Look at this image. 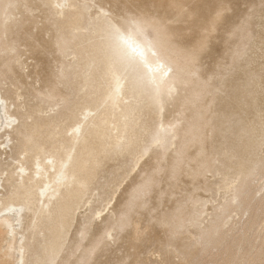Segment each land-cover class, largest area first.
<instances>
[{
    "label": "rangeland",
    "instance_id": "1",
    "mask_svg": "<svg viewBox=\"0 0 264 264\" xmlns=\"http://www.w3.org/2000/svg\"><path fill=\"white\" fill-rule=\"evenodd\" d=\"M79 1L91 6L90 15L142 13L167 28L181 57H161L171 72L173 61L185 71L173 93L165 94L161 121L179 136L170 148L149 147L154 137H147L134 160L124 164L119 157L101 170L54 264H126L130 259L159 264L161 252L169 264H264V144L256 171L241 188L242 178L231 173L228 181L239 188L220 187L234 137L243 121L264 108V96L250 113L248 106L238 105L240 86L264 89V0ZM13 2L17 19L7 39L0 34V89L19 85L25 109L57 114L76 101L72 88L60 85L62 71L75 61L74 46L62 50L60 37L68 31L43 0ZM144 35L150 41L161 37L152 27ZM194 49L199 50L195 59ZM151 127L154 134L156 125ZM190 129L198 134L184 141ZM239 191L241 197L234 199ZM122 213H127L124 223ZM86 217H92L90 224Z\"/></svg>",
    "mask_w": 264,
    "mask_h": 264
},
{
    "label": "bare ground",
    "instance_id": "2",
    "mask_svg": "<svg viewBox=\"0 0 264 264\" xmlns=\"http://www.w3.org/2000/svg\"><path fill=\"white\" fill-rule=\"evenodd\" d=\"M43 1L60 28L68 31L67 37H60L62 50L66 53L70 45L74 46L70 55L75 61L62 71L60 85L72 88L76 101L57 114L43 115L42 108H24L20 99L24 94L19 85L13 89L6 87L4 92L0 89V196L5 190L17 189L11 202L14 210L0 216V264H54L74 226L76 213L101 170L119 157L125 159L124 164L134 160L144 150L141 144L147 137H154L149 147L170 148L179 136L178 131L161 121L165 94L169 88L173 93L178 84L176 79L185 71V67L173 61L171 72L161 57L162 54L181 57V49L171 41L172 35L163 24L152 23L142 13L135 17L144 30L156 28L161 35L152 41L154 50L160 52L159 59L148 54L152 74L158 83L165 82L161 105L154 98L156 86L139 82L131 69L121 80L118 92L110 94L106 87H100L109 68L106 12L90 15L91 6L79 0ZM65 2L73 7H56ZM9 28L10 24L7 31ZM0 34L4 36L2 30ZM144 38V34L135 37L137 42ZM21 74L29 78L25 72ZM260 88L250 90L246 85L240 86L239 107L248 106L250 113L264 96V89L259 91ZM251 117L243 121L241 134L234 137L236 146L226 156L220 187L227 192L239 188L235 182L228 181L231 187L225 183L230 173L242 178L241 188L258 167L257 152L264 144V108ZM151 123L156 125L154 134ZM77 124L81 126L79 131ZM197 134L198 131L190 129L184 141ZM26 138L31 142L27 155L22 151ZM232 197L239 199L241 191ZM86 219L89 223L92 217Z\"/></svg>",
    "mask_w": 264,
    "mask_h": 264
},
{
    "label": "snow or ice",
    "instance_id": "3",
    "mask_svg": "<svg viewBox=\"0 0 264 264\" xmlns=\"http://www.w3.org/2000/svg\"><path fill=\"white\" fill-rule=\"evenodd\" d=\"M17 5L13 0H0V30L3 31L4 38L7 39V27L17 17L13 14V9ZM56 7L61 8H71L73 5L65 2L63 4H58ZM219 15V14H218ZM105 24H106V35L108 38V46L106 50V57L108 61V72L101 78V88H107L109 93L118 92L121 85V80L126 77V74L129 69H131L137 80L141 83L147 82L150 85H155V100L157 103H163L162 98V88L165 84L164 81L159 83L156 80V77L152 74V68L149 67L148 54L150 53L151 57L159 59V54L154 50V45L152 41L144 38L137 42L135 37H142L144 34V27L142 23L132 16H120L116 17L109 13H104ZM128 26L125 28V26ZM203 48V43L201 44ZM198 49H194L191 53L193 59L198 54ZM147 69V71H144ZM167 73H165L166 75ZM169 95L172 93V89H168ZM23 102V98H20ZM24 108L27 107L25 103ZM162 110V108H161ZM80 125L77 124L76 130L79 131ZM157 143L159 141L157 140ZM30 140L26 138V142L22 146V151L25 155L28 154L30 150ZM23 160V157H21ZM51 161H49L50 163ZM39 159H37V170L39 171ZM225 183L228 184L227 178H225ZM231 187V184H228ZM17 194V189L13 187L11 190H5V194L0 196V216L4 215L6 211H12L11 208L12 197ZM127 218V213L121 214V223H124ZM138 239H143V233L138 232ZM113 237L109 236V239ZM171 251V249H169ZM126 264H145L143 260L139 259H130ZM159 264H169V261L164 258V253L161 252V259Z\"/></svg>",
    "mask_w": 264,
    "mask_h": 264
}]
</instances>
